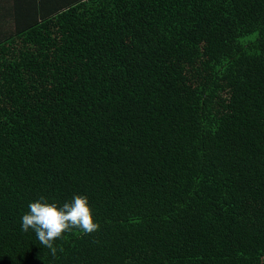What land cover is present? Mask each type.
<instances>
[{"label":"trees","instance_id":"obj_1","mask_svg":"<svg viewBox=\"0 0 264 264\" xmlns=\"http://www.w3.org/2000/svg\"><path fill=\"white\" fill-rule=\"evenodd\" d=\"M0 264H264V0H0Z\"/></svg>","mask_w":264,"mask_h":264},{"label":"clouds","instance_id":"obj_2","mask_svg":"<svg viewBox=\"0 0 264 264\" xmlns=\"http://www.w3.org/2000/svg\"><path fill=\"white\" fill-rule=\"evenodd\" d=\"M28 209L21 217V230L27 233L31 229L53 257L57 251L54 242L64 233L78 229L83 234H91L99 228L98 223L93 222L87 197L83 195H74L71 202H64L59 207L41 196L30 202Z\"/></svg>","mask_w":264,"mask_h":264}]
</instances>
